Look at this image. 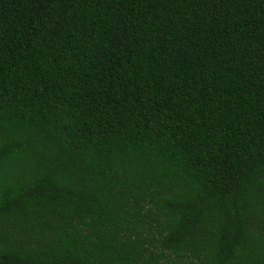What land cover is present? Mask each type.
Segmentation results:
<instances>
[{
    "label": "trees",
    "instance_id": "16d2710c",
    "mask_svg": "<svg viewBox=\"0 0 264 264\" xmlns=\"http://www.w3.org/2000/svg\"><path fill=\"white\" fill-rule=\"evenodd\" d=\"M0 264H264V0H0Z\"/></svg>",
    "mask_w": 264,
    "mask_h": 264
}]
</instances>
